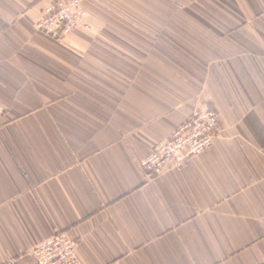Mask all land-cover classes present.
<instances>
[{"label":"crops","instance_id":"0c3cea01","mask_svg":"<svg viewBox=\"0 0 264 264\" xmlns=\"http://www.w3.org/2000/svg\"><path fill=\"white\" fill-rule=\"evenodd\" d=\"M57 1L0 0V264L57 231L82 264H264V0H198L200 25L156 41L134 36L135 0H85L64 42L35 28ZM196 57L220 131L148 182L140 163L196 107L163 82Z\"/></svg>","mask_w":264,"mask_h":264},{"label":"built area","instance_id":"2783aa9c","mask_svg":"<svg viewBox=\"0 0 264 264\" xmlns=\"http://www.w3.org/2000/svg\"><path fill=\"white\" fill-rule=\"evenodd\" d=\"M84 1L50 3L36 24V31L56 42H64L73 31L89 29ZM5 113V107L0 103V124ZM217 127L218 116L214 110L203 105L194 108L188 118L140 163L145 180L150 182L170 171L180 170L189 159L207 151L213 145ZM31 254L33 264H82L77 256L76 241L65 231L55 232L35 246Z\"/></svg>","mask_w":264,"mask_h":264},{"label":"rangeland","instance_id":"374dc122","mask_svg":"<svg viewBox=\"0 0 264 264\" xmlns=\"http://www.w3.org/2000/svg\"><path fill=\"white\" fill-rule=\"evenodd\" d=\"M132 8L139 9L140 11V17H138L139 23L147 25L146 30H142L139 34H134V36L140 35L142 40L156 41L158 39L161 33L149 29L155 24L160 26L186 25L189 30H191L192 26L200 25V15H187L188 11L191 12V10L200 9V1L198 0H135ZM166 10L170 12L165 13ZM172 35L175 36L176 34L173 33ZM188 36L200 37V33L189 31ZM196 43H198V45L189 43L188 47L190 53L200 52V42ZM193 60L194 61L189 63V65H171L172 73H175L179 78L182 77V79L172 81L170 84L163 82V84L175 90L180 88V82H182L186 90L194 95L195 98L193 99H195L196 107L203 105L214 110L206 99L200 103V57H196ZM150 67H152V65L149 66V64L140 63V68L149 69ZM219 131L220 128L218 124L215 138Z\"/></svg>","mask_w":264,"mask_h":264}]
</instances>
